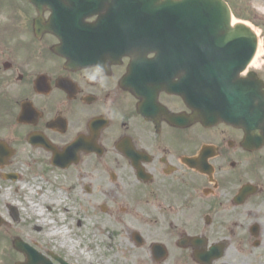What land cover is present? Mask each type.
<instances>
[{
  "label": "flooded vegetation",
  "instance_id": "af4514ba",
  "mask_svg": "<svg viewBox=\"0 0 264 264\" xmlns=\"http://www.w3.org/2000/svg\"><path fill=\"white\" fill-rule=\"evenodd\" d=\"M57 2H3L0 122L8 115L15 131L0 140L15 150L6 169L18 179L23 149L29 155L21 161L30 166L50 165L53 156L30 136L59 150L74 145L73 205L99 217L106 231L89 257L75 245L59 255L69 264H264V117L252 118L244 95L229 99L226 87L216 109L205 112L191 97L202 88L188 87L184 72L158 62L157 46L131 56L109 48L92 64L68 63L50 30ZM227 2L260 30L264 45V1ZM77 27L68 28L74 47L83 31ZM253 69L264 83V50ZM4 226L0 264L23 262L16 237L34 245L38 239L27 240L25 227Z\"/></svg>",
  "mask_w": 264,
  "mask_h": 264
},
{
  "label": "water",
  "instance_id": "95a60500",
  "mask_svg": "<svg viewBox=\"0 0 264 264\" xmlns=\"http://www.w3.org/2000/svg\"><path fill=\"white\" fill-rule=\"evenodd\" d=\"M69 1L73 2V13L79 4L85 1L104 4V7L121 1V7H130L131 11L139 12L137 16L146 14L147 18L140 21L147 24L146 29L143 30L141 25L134 29L138 40L176 47L170 53L181 54L188 69L201 72L206 82L227 80L232 74L237 75L247 67L257 48L256 35L249 27L243 24H237L235 27L230 25V11L224 0ZM139 20L135 19L136 22ZM179 46L183 47V50L180 51ZM185 46L197 47L198 52L202 50L200 53L196 52L199 58H194V52L185 50ZM189 78L190 75L187 76V79ZM252 93L255 94V91L252 90ZM16 246L27 253L26 264H37L38 261L44 260L30 246L22 242H17Z\"/></svg>",
  "mask_w": 264,
  "mask_h": 264
},
{
  "label": "rangeland",
  "instance_id": "374dc122",
  "mask_svg": "<svg viewBox=\"0 0 264 264\" xmlns=\"http://www.w3.org/2000/svg\"><path fill=\"white\" fill-rule=\"evenodd\" d=\"M3 1L6 0H1L0 4H2ZM7 19L8 18L5 12L1 11L0 23H3ZM1 122L0 137L10 134L11 130L13 132L15 131L14 128L12 129V126L9 124L10 117L8 115H5L4 118H1ZM26 155H29V151L23 149L22 154L17 162V167H20L21 170L25 171H27V169L21 160L27 159L28 157H26ZM37 167L38 169H36V174L45 173L46 178L48 177L46 182L41 184L44 185L42 189L40 186H38L35 187L34 191L30 193V190L28 189L30 183L27 181L32 180V175L30 177L28 175L24 183L11 185L0 182V214L5 215L7 212L9 213L7 209L8 203H16L20 208V218L17 225L19 227H25V232L23 234L26 235L27 239L33 237L39 238V241L42 244V249L46 250L48 248L54 247L63 254H67V250L70 249L71 245L77 243V241H74L73 238L78 239L75 236V233H78L77 223L81 219V215L78 210L72 207L73 200L69 198L66 188V184L68 182L71 183V176L69 175V171L52 169L47 164L39 165ZM22 184H26L23 189L20 188ZM17 187L18 191H16ZM27 197H29V200H27ZM32 205H39L42 207L44 210V216H40L36 210L32 211ZM43 218H45V222H42ZM83 221L85 225V233L88 234L90 232V237L85 239V246L80 248H83L82 254L88 255L89 252L86 251L88 245L92 246L94 245V240H99L102 238L101 228L97 218L92 219L86 217L83 219ZM64 225L66 226V229H63L61 233L56 232L57 234L55 233V235L50 234L52 227L63 228ZM0 234H6L5 230L0 229ZM1 238L2 236H0V239ZM95 250L97 252V249Z\"/></svg>",
  "mask_w": 264,
  "mask_h": 264
},
{
  "label": "bare ground",
  "instance_id": "6f19581e",
  "mask_svg": "<svg viewBox=\"0 0 264 264\" xmlns=\"http://www.w3.org/2000/svg\"><path fill=\"white\" fill-rule=\"evenodd\" d=\"M24 187H22V189H23ZM31 191H34V188H32L31 189ZM31 191H30V193H31ZM59 196H60V194H59ZM27 200H29V197H27ZM37 206H38V208H37ZM32 205L31 206V210L32 211H35L36 210V212L40 215V216H44V210H43V208L42 207H40L39 205ZM45 220V218H43L42 219V222H45L44 221ZM60 231V230H59ZM50 234H53V235H55V231H54V229H51V232H50Z\"/></svg>",
  "mask_w": 264,
  "mask_h": 264
}]
</instances>
